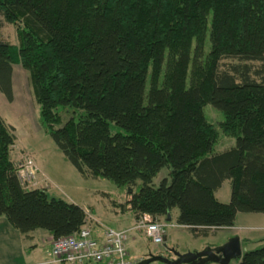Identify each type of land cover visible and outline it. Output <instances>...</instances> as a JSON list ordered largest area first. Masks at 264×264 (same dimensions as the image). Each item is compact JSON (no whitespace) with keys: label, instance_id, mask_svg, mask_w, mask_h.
I'll return each mask as SVG.
<instances>
[{"label":"trees","instance_id":"obj_1","mask_svg":"<svg viewBox=\"0 0 264 264\" xmlns=\"http://www.w3.org/2000/svg\"><path fill=\"white\" fill-rule=\"evenodd\" d=\"M0 18L18 38L0 37V93L13 102V66L28 72L40 123L70 164L127 190L116 208L137 221L177 210L196 236L264 214V0H0ZM208 105L235 140L220 153ZM59 108L76 116L63 124ZM15 132L0 114V218L24 236L75 235L85 210L21 181ZM237 262L264 264V247Z\"/></svg>","mask_w":264,"mask_h":264},{"label":"rangeland","instance_id":"obj_2","mask_svg":"<svg viewBox=\"0 0 264 264\" xmlns=\"http://www.w3.org/2000/svg\"><path fill=\"white\" fill-rule=\"evenodd\" d=\"M0 37L15 46L18 44L16 27L13 25L3 22L0 28ZM231 63H236V61L224 60L221 65ZM255 66L259 67L260 64H255ZM13 82L15 88L13 104H9L5 96L0 94V113L5 117L7 123L9 122L15 127L17 136V142L11 154L13 162L19 164L29 158L38 169L34 184L36 183L46 189L50 198L91 208L96 220L103 228L118 229L122 223L130 222L132 219L130 214L126 215L120 208L114 206V203L123 204L127 190L119 188L105 179L81 176L42 127L40 107L34 99L29 74L17 64L13 66ZM72 111L64 108L57 110L63 117V124L71 116H76L71 115ZM204 114L218 135L214 152L220 153L234 147L235 140L225 136L220 130V124L224 122L223 114L210 105L204 108ZM168 176V169H163L154 180V185L158 187L161 180ZM139 187L140 183H138L136 190ZM217 196L223 204L230 202L231 185L229 181L223 183ZM175 211L178 213L177 210ZM168 223L173 226L168 229V241L162 246L152 244L141 231L131 232L129 238L132 235H137V233L142 234L138 242L140 251L137 253L131 249L132 255L150 251L152 254L163 252V255L172 257L171 250L178 253H190L204 245L207 248L215 249L225 245L234 237L240 239L244 252L264 247V214L240 213L236 217L234 227L208 232L206 236H196L190 230L178 228L172 221ZM152 264L162 263L155 262ZM230 264H238V262L232 261Z\"/></svg>","mask_w":264,"mask_h":264},{"label":"built area","instance_id":"obj_3","mask_svg":"<svg viewBox=\"0 0 264 264\" xmlns=\"http://www.w3.org/2000/svg\"><path fill=\"white\" fill-rule=\"evenodd\" d=\"M19 177L33 186L38 169L29 158L19 164ZM169 224L161 219L143 216L131 230L105 229L102 240L93 236L84 225L73 236L53 240L50 256L52 264H132L126 243L132 231H141L156 246L165 245Z\"/></svg>","mask_w":264,"mask_h":264},{"label":"crops","instance_id":"obj_4","mask_svg":"<svg viewBox=\"0 0 264 264\" xmlns=\"http://www.w3.org/2000/svg\"><path fill=\"white\" fill-rule=\"evenodd\" d=\"M14 89L15 88L13 82V94L15 93ZM8 103L13 104V102L11 103L8 102ZM3 119L6 121L5 117H3ZM9 125L15 128L12 124ZM32 188L35 189V188H43V187L35 183ZM219 191L216 192L215 194L217 199H218L217 195ZM126 200L127 198L124 200V202ZM80 207H82L87 214L86 225L91 228L93 236L101 241L104 236L103 235L104 231L105 229H108V227L103 228V226L98 223V220H96L95 215L92 212L91 208L84 207L82 205H80ZM125 214L126 215L130 214V216L132 217L131 221L130 222L128 221L127 224L122 223L121 224L122 226L115 230H131L137 224L138 221L136 220L132 212H125ZM177 217H178V213H176V211L174 210L171 215V221L176 225H177L176 223ZM160 219L166 221V219L163 218ZM177 227L182 229H187L184 227H180L178 225ZM109 229H113V228H109ZM213 231L215 230H211L209 232H213ZM133 232L134 231H132V233ZM141 235H142L141 233L139 234L137 233V235L130 236V238L126 243V249L130 263L133 264L138 263L140 261L147 259L150 255H155V256L161 255L164 257L166 256L163 255V252H158V253L155 252V254H152L150 253V251L147 253L140 252L141 254H137L140 251L138 248L139 246L138 242L141 238ZM166 241H168V236L166 237ZM52 242H53L52 236L46 231L37 230L30 233L27 236H24L18 230L14 229L5 217L0 218V264H52L51 263L52 259L50 256ZM131 249L137 251V253L132 255V252H130ZM205 249H207V247H205L204 245L198 249H194L193 251L201 252ZM186 253L188 252H182L180 254H186ZM170 257H171L170 255L166 256V258L169 259L175 258L174 255L171 258Z\"/></svg>","mask_w":264,"mask_h":264},{"label":"water","instance_id":"obj_5","mask_svg":"<svg viewBox=\"0 0 264 264\" xmlns=\"http://www.w3.org/2000/svg\"><path fill=\"white\" fill-rule=\"evenodd\" d=\"M171 221V216L166 218ZM174 259H169L161 255H150L147 259L136 264H152L160 262L162 264H230L232 261H238L242 258L244 251L241 241L238 237L232 238L225 245L212 249L207 248L201 252L180 254L171 250Z\"/></svg>","mask_w":264,"mask_h":264}]
</instances>
